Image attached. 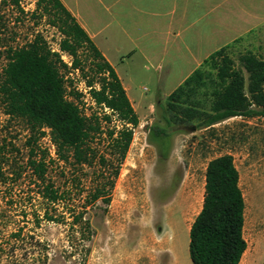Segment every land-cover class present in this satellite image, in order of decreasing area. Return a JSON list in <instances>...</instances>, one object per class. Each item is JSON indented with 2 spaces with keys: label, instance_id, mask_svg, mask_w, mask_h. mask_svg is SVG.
Masks as SVG:
<instances>
[{
  "label": "trees",
  "instance_id": "trees-1",
  "mask_svg": "<svg viewBox=\"0 0 264 264\" xmlns=\"http://www.w3.org/2000/svg\"><path fill=\"white\" fill-rule=\"evenodd\" d=\"M22 1L3 3L20 9ZM37 10L62 34L60 49L72 58V66L52 52L40 34L23 47L5 49L0 26V62L6 60L0 66V109L8 122L23 121L29 134L25 163L16 159L19 149L9 135H0V264H29L36 258L46 264L50 256L49 247L22 225L6 231L13 226V219L3 216L8 209L23 219L31 217L36 226L41 222L66 226L69 242L82 244L70 256L87 257L90 249L85 243L94 234L87 215L99 202L110 205L140 124L114 68L62 1L38 0ZM231 47L212 54L167 98L163 115L167 128L158 134L169 137L174 125L205 129L237 117L264 119V60L249 52L239 57L237 68L228 54ZM72 72L80 73L102 115L84 112L83 95L77 91L68 98L67 84L73 82L67 76ZM115 115L120 127H110ZM105 126L108 152L102 153L95 140ZM46 130L57 160L70 166L71 178L63 184L50 176L53 162L40 145ZM245 209L234 158L212 159L206 168L202 209L190 229L193 264H241L247 250Z\"/></svg>",
  "mask_w": 264,
  "mask_h": 264
},
{
  "label": "rangeland",
  "instance_id": "rangeland-1",
  "mask_svg": "<svg viewBox=\"0 0 264 264\" xmlns=\"http://www.w3.org/2000/svg\"><path fill=\"white\" fill-rule=\"evenodd\" d=\"M3 1L0 0V26L5 49L23 47L39 34L50 48L59 49L63 36L37 10L38 0H23L20 9ZM249 52L264 60V29L228 50L237 68L239 57ZM71 59L65 56L67 62ZM5 64L6 60L0 62L1 67ZM67 77L73 82L67 84L68 98L72 99L71 92L75 90L83 95L84 112L102 115L81 82L80 73L72 72ZM175 86L176 83L164 90ZM132 87L140 124L134 129V139L116 180L110 205L99 202L87 215L94 231L92 240L85 243L90 249L87 257L70 256L75 248L82 249V244L73 246L68 239V228L63 225L41 222L36 226L31 217L23 219L21 214L8 209L3 216L11 217L13 226H8L6 231L22 225L26 233L46 244L50 249L46 264H171L169 243L176 264H193L187 229L203 205L206 168L212 159L231 155L240 174L246 203L247 250L241 264H264V119L237 117L205 129L174 125L169 137H163L158 130L167 128L163 119L167 99L158 100V86L147 78H137ZM150 104L152 108L145 110ZM2 112L0 109V135H9L19 149L16 159L25 163L27 125L21 120L8 122ZM114 126L120 127V123L113 121L110 127ZM106 129L107 126L95 140L102 153L108 152ZM40 145L49 151L53 162L50 176L60 184L68 181L70 166L57 160L48 130ZM192 204L194 209H190ZM42 261L36 258L29 264H42Z\"/></svg>",
  "mask_w": 264,
  "mask_h": 264
},
{
  "label": "crops",
  "instance_id": "crops-1",
  "mask_svg": "<svg viewBox=\"0 0 264 264\" xmlns=\"http://www.w3.org/2000/svg\"><path fill=\"white\" fill-rule=\"evenodd\" d=\"M61 1L114 68L138 117L137 78L167 99L212 54L264 29V0ZM168 255L176 264L170 243Z\"/></svg>",
  "mask_w": 264,
  "mask_h": 264
},
{
  "label": "built area",
  "instance_id": "built-area-1",
  "mask_svg": "<svg viewBox=\"0 0 264 264\" xmlns=\"http://www.w3.org/2000/svg\"><path fill=\"white\" fill-rule=\"evenodd\" d=\"M51 50H52V52H55V53L60 54L62 60L65 62V64H67L68 67H71V66H72V59H71L70 62H67V61L65 60V56H67V57H70V56H69L68 54H66V53H64V52L61 51V49H60V44H59V49H58V50H54V49H52V48H51ZM93 104H94V103H93ZM105 110L108 112V114H111V113H112V111H110V110H108V109H105ZM113 120H114V121L117 120V115H115V116L113 117Z\"/></svg>",
  "mask_w": 264,
  "mask_h": 264
}]
</instances>
